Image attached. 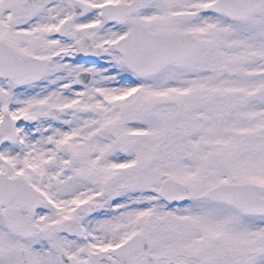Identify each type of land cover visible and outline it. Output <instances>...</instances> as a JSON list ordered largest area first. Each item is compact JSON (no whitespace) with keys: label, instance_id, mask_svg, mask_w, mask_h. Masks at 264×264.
Returning a JSON list of instances; mask_svg holds the SVG:
<instances>
[{"label":"snow or ice","instance_id":"6c2138e0","mask_svg":"<svg viewBox=\"0 0 264 264\" xmlns=\"http://www.w3.org/2000/svg\"><path fill=\"white\" fill-rule=\"evenodd\" d=\"M0 264H264V0H0Z\"/></svg>","mask_w":264,"mask_h":264}]
</instances>
